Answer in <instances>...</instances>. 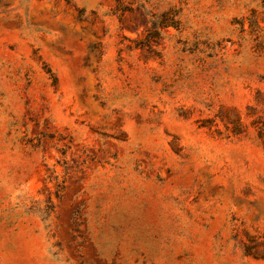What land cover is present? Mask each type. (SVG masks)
Wrapping results in <instances>:
<instances>
[{
	"label": "rangeland",
	"instance_id": "374dc122",
	"mask_svg": "<svg viewBox=\"0 0 264 264\" xmlns=\"http://www.w3.org/2000/svg\"><path fill=\"white\" fill-rule=\"evenodd\" d=\"M264 0H0V264H264Z\"/></svg>",
	"mask_w": 264,
	"mask_h": 264
},
{
	"label": "trees",
	"instance_id": "16d2710c",
	"mask_svg": "<svg viewBox=\"0 0 264 264\" xmlns=\"http://www.w3.org/2000/svg\"><path fill=\"white\" fill-rule=\"evenodd\" d=\"M261 130L264 131V124H263V126L261 127Z\"/></svg>",
	"mask_w": 264,
	"mask_h": 264
}]
</instances>
